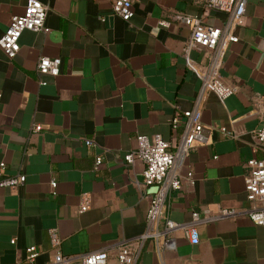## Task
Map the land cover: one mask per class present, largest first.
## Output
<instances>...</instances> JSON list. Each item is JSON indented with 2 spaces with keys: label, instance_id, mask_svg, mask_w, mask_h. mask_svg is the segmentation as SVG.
<instances>
[{
  "label": "crops",
  "instance_id": "0c3cea01",
  "mask_svg": "<svg viewBox=\"0 0 264 264\" xmlns=\"http://www.w3.org/2000/svg\"><path fill=\"white\" fill-rule=\"evenodd\" d=\"M40 1L50 30H25L12 58L0 47V178L26 176L15 188H0V264L25 263L32 245L39 248L33 264H54L57 252L77 264L100 250L109 251L107 264H118L117 247L149 227L144 163L125 155L139 134H159L174 150L184 123L174 128L172 119L193 109L201 91L185 62L191 29L176 16L221 26L228 14L206 13L205 0H135L125 21L113 14V0ZM26 3L0 0V38ZM237 33L220 71L236 91L224 103L206 92L205 142L177 165L182 185L168 216L179 224L193 211L245 210L246 163L264 158L255 138L264 115V0H247ZM207 53L192 50L199 61ZM41 56L62 58L58 76L37 71ZM85 198L89 207L80 212ZM197 229L196 244L182 228L171 231L174 248L163 237L147 238L135 264H264V225L246 214L202 220Z\"/></svg>",
  "mask_w": 264,
  "mask_h": 264
},
{
  "label": "built area",
  "instance_id": "2783aa9c",
  "mask_svg": "<svg viewBox=\"0 0 264 264\" xmlns=\"http://www.w3.org/2000/svg\"><path fill=\"white\" fill-rule=\"evenodd\" d=\"M135 0H113V14L123 20H130L134 15L133 3ZM247 0H205V12L218 11L228 14L226 22L221 26H212L205 23L201 16L178 14L176 19L183 22L191 29V38L184 48L185 62L187 67L201 80V91L193 109L177 113L172 119V126L177 128L184 123V130L178 146L173 150L171 144L161 135L148 136L139 134L136 136V147L125 155V160L132 163L141 160L144 163L142 186L149 190L150 206L147 220L148 230L130 242L120 244L116 249L118 264H135L147 238L165 239L167 247L174 248L176 241L169 236L171 231L182 228L193 244L199 242L198 222L202 220L213 221L227 217H236L246 214L249 219L259 225H264V158H252L246 163L247 175L245 188L249 206L242 211L234 208H223L218 213L210 216H202L199 211L192 212V219L187 224H179L171 220L168 212L171 207L173 194L181 188L182 176L177 165L184 160L191 148L196 144L205 142L203 125L201 122V103L206 92H213L221 103L231 96L236 88L225 83L220 71L225 62V54L229 46L239 42L240 37L237 29L243 25L246 12ZM48 6L40 0H27L24 12L12 17L5 33L0 38V47L10 58L14 57L20 49L19 39L25 30L45 31L50 29L46 26ZM103 20V17H101ZM160 25L169 26L170 21L161 20ZM194 48H205L207 55L201 60L192 56ZM62 58L41 56L37 63V71L41 74L58 76ZM41 126H36L40 130ZM259 146L264 147V115L260 128L255 133ZM88 145L92 144L87 140ZM101 158H97V164ZM5 162L0 164L1 170L5 169ZM192 179V172H188ZM26 181L24 174L0 178V188H15ZM56 186V182L52 183ZM89 207V199L85 198L80 212ZM52 243L60 244L56 232L52 233ZM25 263L33 264L39 255V248L35 245L27 248ZM108 250L90 252L80 257L77 264H107L109 259ZM54 264H74L73 257L64 256L57 252Z\"/></svg>",
  "mask_w": 264,
  "mask_h": 264
}]
</instances>
